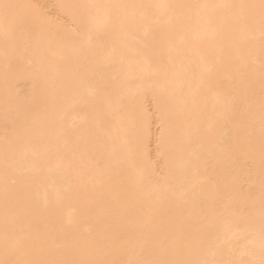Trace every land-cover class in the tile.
I'll return each instance as SVG.
<instances>
[{
	"label": "bare ground",
	"instance_id": "6f19581e",
	"mask_svg": "<svg viewBox=\"0 0 264 264\" xmlns=\"http://www.w3.org/2000/svg\"><path fill=\"white\" fill-rule=\"evenodd\" d=\"M0 264H264V0H0Z\"/></svg>",
	"mask_w": 264,
	"mask_h": 264
}]
</instances>
